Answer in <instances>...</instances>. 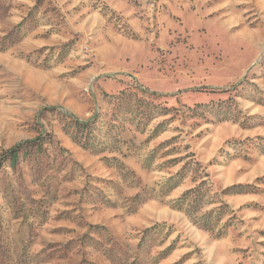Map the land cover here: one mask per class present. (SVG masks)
I'll use <instances>...</instances> for the list:
<instances>
[{"label": "rangeland", "instance_id": "374dc122", "mask_svg": "<svg viewBox=\"0 0 264 264\" xmlns=\"http://www.w3.org/2000/svg\"><path fill=\"white\" fill-rule=\"evenodd\" d=\"M0 264H264V0H0Z\"/></svg>", "mask_w": 264, "mask_h": 264}, {"label": "trees", "instance_id": "16d2710c", "mask_svg": "<svg viewBox=\"0 0 264 264\" xmlns=\"http://www.w3.org/2000/svg\"><path fill=\"white\" fill-rule=\"evenodd\" d=\"M83 126H85V125H83ZM30 143H35L37 148H39L41 146V142L40 141H35L34 140V141H30ZM21 151L27 152V147L24 146V143H19V144L15 145L8 152L10 153L11 158L15 159Z\"/></svg>", "mask_w": 264, "mask_h": 264}]
</instances>
